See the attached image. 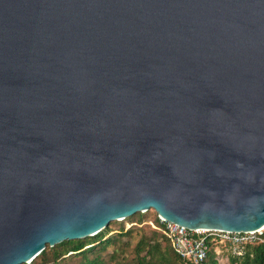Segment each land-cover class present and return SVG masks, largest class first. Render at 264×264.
<instances>
[{
	"label": "water",
	"instance_id": "95a60500",
	"mask_svg": "<svg viewBox=\"0 0 264 264\" xmlns=\"http://www.w3.org/2000/svg\"><path fill=\"white\" fill-rule=\"evenodd\" d=\"M148 209L264 227V0H0V264Z\"/></svg>",
	"mask_w": 264,
	"mask_h": 264
},
{
	"label": "trees",
	"instance_id": "16d2710c",
	"mask_svg": "<svg viewBox=\"0 0 264 264\" xmlns=\"http://www.w3.org/2000/svg\"><path fill=\"white\" fill-rule=\"evenodd\" d=\"M157 219L152 209L135 213L95 235L46 245L28 264H182L167 239L146 222ZM113 223L117 227L111 229ZM208 244L201 264H264V240L246 244L240 255Z\"/></svg>",
	"mask_w": 264,
	"mask_h": 264
},
{
	"label": "built area",
	"instance_id": "2783aa9c",
	"mask_svg": "<svg viewBox=\"0 0 264 264\" xmlns=\"http://www.w3.org/2000/svg\"><path fill=\"white\" fill-rule=\"evenodd\" d=\"M157 218V222H146L167 239L182 264H201L209 242L215 244L217 252L224 246L232 254L240 255L246 244L264 240V227L253 231L188 228L158 215Z\"/></svg>",
	"mask_w": 264,
	"mask_h": 264
},
{
	"label": "rangeland",
	"instance_id": "374dc122",
	"mask_svg": "<svg viewBox=\"0 0 264 264\" xmlns=\"http://www.w3.org/2000/svg\"><path fill=\"white\" fill-rule=\"evenodd\" d=\"M119 221H121V220H119ZM112 222H114V221H111V223ZM117 227V224H115V223H113L112 225H110V228L111 229H114V228H116ZM227 250V249H226ZM229 251V250H228ZM21 264H25V263H21ZM28 264V263H27Z\"/></svg>",
	"mask_w": 264,
	"mask_h": 264
}]
</instances>
